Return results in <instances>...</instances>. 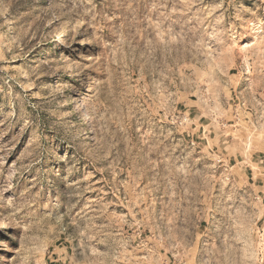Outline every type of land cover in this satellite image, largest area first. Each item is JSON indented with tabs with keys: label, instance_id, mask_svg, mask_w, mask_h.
Here are the masks:
<instances>
[{
	"label": "rangeland",
	"instance_id": "rangeland-1",
	"mask_svg": "<svg viewBox=\"0 0 264 264\" xmlns=\"http://www.w3.org/2000/svg\"><path fill=\"white\" fill-rule=\"evenodd\" d=\"M0 264H264V0H0Z\"/></svg>",
	"mask_w": 264,
	"mask_h": 264
}]
</instances>
